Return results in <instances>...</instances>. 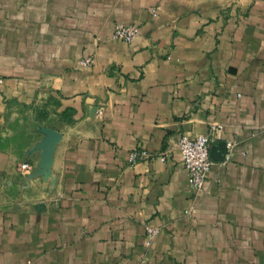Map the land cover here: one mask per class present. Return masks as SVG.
I'll return each mask as SVG.
<instances>
[{"label": "crops", "instance_id": "crops-1", "mask_svg": "<svg viewBox=\"0 0 264 264\" xmlns=\"http://www.w3.org/2000/svg\"><path fill=\"white\" fill-rule=\"evenodd\" d=\"M0 79V264H264V0H0Z\"/></svg>", "mask_w": 264, "mask_h": 264}, {"label": "built area", "instance_id": "built-area-1", "mask_svg": "<svg viewBox=\"0 0 264 264\" xmlns=\"http://www.w3.org/2000/svg\"><path fill=\"white\" fill-rule=\"evenodd\" d=\"M155 15V13H154ZM139 33L137 24H126L123 22H115L113 26L112 36L125 43H131ZM93 63L91 56L83 57L78 60V64L82 66H90ZM1 82V79H0ZM220 131L219 124H212L205 133L187 134L182 133L177 142L176 148L180 155V162L183 166L189 187L196 193L201 194L204 190L207 175L213 165L209 150L211 141L216 138ZM233 145V141H226V154L223 162L228 159L229 150ZM157 156L160 160L166 161V152H151L146 149L132 150L129 152V163H133L138 159H147ZM23 170H29L31 167L28 163L21 165ZM159 228L157 226H146V246H151L157 237Z\"/></svg>", "mask_w": 264, "mask_h": 264}, {"label": "water", "instance_id": "water-1", "mask_svg": "<svg viewBox=\"0 0 264 264\" xmlns=\"http://www.w3.org/2000/svg\"><path fill=\"white\" fill-rule=\"evenodd\" d=\"M223 146H224V152H223V155H222V160L225 159V154H226V141H223ZM209 153H210V150H209ZM211 154V153H210ZM211 156V155H210Z\"/></svg>", "mask_w": 264, "mask_h": 264}]
</instances>
